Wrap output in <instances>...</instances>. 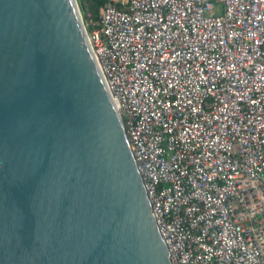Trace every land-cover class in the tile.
I'll return each mask as SVG.
<instances>
[{
  "label": "built area",
  "instance_id": "built-area-1",
  "mask_svg": "<svg viewBox=\"0 0 264 264\" xmlns=\"http://www.w3.org/2000/svg\"><path fill=\"white\" fill-rule=\"evenodd\" d=\"M84 26L171 264H264V0H109Z\"/></svg>",
  "mask_w": 264,
  "mask_h": 264
},
{
  "label": "water",
  "instance_id": "water-1",
  "mask_svg": "<svg viewBox=\"0 0 264 264\" xmlns=\"http://www.w3.org/2000/svg\"><path fill=\"white\" fill-rule=\"evenodd\" d=\"M0 264H171L76 0H0Z\"/></svg>",
  "mask_w": 264,
  "mask_h": 264
},
{
  "label": "trees",
  "instance_id": "trees-1",
  "mask_svg": "<svg viewBox=\"0 0 264 264\" xmlns=\"http://www.w3.org/2000/svg\"><path fill=\"white\" fill-rule=\"evenodd\" d=\"M108 2L109 0H77L84 23H86L87 20L96 22L99 9ZM86 15H88V17H86Z\"/></svg>",
  "mask_w": 264,
  "mask_h": 264
},
{
  "label": "rangeland",
  "instance_id": "rangeland-1",
  "mask_svg": "<svg viewBox=\"0 0 264 264\" xmlns=\"http://www.w3.org/2000/svg\"><path fill=\"white\" fill-rule=\"evenodd\" d=\"M86 17H88V15H86ZM84 21V20H83ZM87 21H89V20H87Z\"/></svg>",
  "mask_w": 264,
  "mask_h": 264
}]
</instances>
